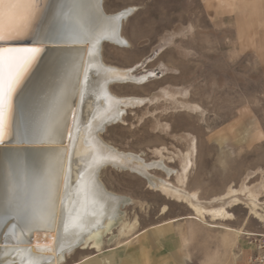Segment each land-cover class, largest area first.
<instances>
[{"label": "rangeland", "instance_id": "obj_1", "mask_svg": "<svg viewBox=\"0 0 264 264\" xmlns=\"http://www.w3.org/2000/svg\"><path fill=\"white\" fill-rule=\"evenodd\" d=\"M104 8L133 10L122 29L128 43L105 42L104 62L152 75L111 86L118 97L144 102L109 125L104 141L147 163L160 161V150L173 173L149 170L155 183L178 185L176 172L189 154L185 188L203 203L230 188L259 193L260 202L254 209L242 193L225 205L231 219L207 216L245 233L231 235L188 218V204L167 198L141 174L107 167L101 180L125 199L120 220L99 248L77 249L62 264H264V0H104Z\"/></svg>", "mask_w": 264, "mask_h": 264}, {"label": "bare ground", "instance_id": "obj_2", "mask_svg": "<svg viewBox=\"0 0 264 264\" xmlns=\"http://www.w3.org/2000/svg\"><path fill=\"white\" fill-rule=\"evenodd\" d=\"M132 13V9L107 13L104 0H39L31 30L23 40L32 45L38 34L70 32L77 42L43 44L45 51L13 96L14 125L23 122L30 134L43 133V139L20 142L15 134L6 133L5 144L0 146V264H62L77 249L99 248L102 236L120 220L125 201L101 180L107 167L148 178L167 198L188 204L193 211L190 219L229 234H245L210 224L207 216L213 221L231 219L225 205L239 201L242 193L257 209L259 193L230 188L203 203L197 192L185 188L192 164L189 154L182 156L181 172H176L178 185L168 180L155 183L149 170L159 168L167 176L173 173L163 163L160 150L156 153L162 159L147 163L102 138L109 125L124 120L127 108L144 102L118 97L111 86L143 83L152 76L108 65L102 57L105 42L128 43L122 29ZM163 96L174 98L175 93L164 91ZM218 202L221 206L204 205Z\"/></svg>", "mask_w": 264, "mask_h": 264}, {"label": "snow or ice", "instance_id": "obj_3", "mask_svg": "<svg viewBox=\"0 0 264 264\" xmlns=\"http://www.w3.org/2000/svg\"><path fill=\"white\" fill-rule=\"evenodd\" d=\"M39 0H0V146L5 135L15 134L20 142H41L30 134L23 122L14 125L13 96L26 75L45 51L43 44L58 45L77 42L70 32L43 33L33 39L31 46H10V42L28 37L38 10ZM23 8V12H18Z\"/></svg>", "mask_w": 264, "mask_h": 264}, {"label": "water", "instance_id": "obj_4", "mask_svg": "<svg viewBox=\"0 0 264 264\" xmlns=\"http://www.w3.org/2000/svg\"><path fill=\"white\" fill-rule=\"evenodd\" d=\"M10 46H31V43H27L24 40H17L10 42Z\"/></svg>", "mask_w": 264, "mask_h": 264}, {"label": "crops", "instance_id": "obj_5", "mask_svg": "<svg viewBox=\"0 0 264 264\" xmlns=\"http://www.w3.org/2000/svg\"><path fill=\"white\" fill-rule=\"evenodd\" d=\"M259 5H258V3L256 4V7H258ZM261 41H264V34H263V36L261 37V39H260ZM226 242H228V240H226Z\"/></svg>", "mask_w": 264, "mask_h": 264}, {"label": "built area", "instance_id": "obj_6", "mask_svg": "<svg viewBox=\"0 0 264 264\" xmlns=\"http://www.w3.org/2000/svg\"><path fill=\"white\" fill-rule=\"evenodd\" d=\"M261 262H263V259L262 260H260Z\"/></svg>", "mask_w": 264, "mask_h": 264}]
</instances>
